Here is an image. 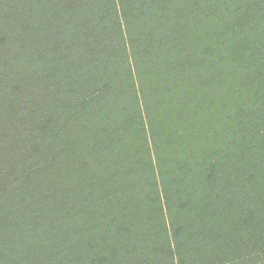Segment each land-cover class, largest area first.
I'll return each instance as SVG.
<instances>
[{
  "label": "trees",
  "instance_id": "trees-1",
  "mask_svg": "<svg viewBox=\"0 0 264 264\" xmlns=\"http://www.w3.org/2000/svg\"><path fill=\"white\" fill-rule=\"evenodd\" d=\"M264 264V0H0V264Z\"/></svg>",
  "mask_w": 264,
  "mask_h": 264
},
{
  "label": "rangeland",
  "instance_id": "rangeland-1",
  "mask_svg": "<svg viewBox=\"0 0 264 264\" xmlns=\"http://www.w3.org/2000/svg\"><path fill=\"white\" fill-rule=\"evenodd\" d=\"M248 264H251V263H248Z\"/></svg>",
  "mask_w": 264,
  "mask_h": 264
}]
</instances>
